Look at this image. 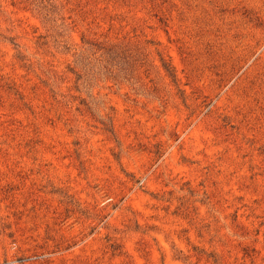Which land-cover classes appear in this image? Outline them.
I'll return each mask as SVG.
<instances>
[{
	"label": "rangeland",
	"instance_id": "rangeland-1",
	"mask_svg": "<svg viewBox=\"0 0 264 264\" xmlns=\"http://www.w3.org/2000/svg\"><path fill=\"white\" fill-rule=\"evenodd\" d=\"M0 264H264V0H0Z\"/></svg>",
	"mask_w": 264,
	"mask_h": 264
}]
</instances>
